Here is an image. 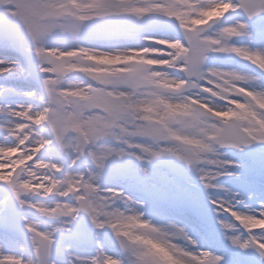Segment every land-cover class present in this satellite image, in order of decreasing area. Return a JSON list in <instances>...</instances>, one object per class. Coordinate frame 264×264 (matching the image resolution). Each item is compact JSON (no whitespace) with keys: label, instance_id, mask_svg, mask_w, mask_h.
<instances>
[{"label":"clouds","instance_id":"1","mask_svg":"<svg viewBox=\"0 0 264 264\" xmlns=\"http://www.w3.org/2000/svg\"><path fill=\"white\" fill-rule=\"evenodd\" d=\"M241 15L252 20L264 7L246 10L243 0H24L23 7L0 0V16L23 29L41 74L39 110L19 106L21 120L6 127L12 142L0 145V182L34 217H22L24 240L18 251H0V264H58V237L80 218L96 250L81 257L67 245L66 264H212L209 253L193 251L198 242L187 225L155 218L147 201L105 176L125 159L174 158L207 192L233 175L227 150L264 144V48L235 42L253 38ZM117 28L130 29L136 43H85L92 30ZM158 30L165 34L153 35ZM213 55L254 70L211 66ZM0 113L11 117L7 105ZM53 147L60 158L48 155ZM138 173L147 177L149 169ZM237 196L209 198L216 222L233 247L254 250L264 262V202L254 208ZM103 235L116 254L105 250Z\"/></svg>","mask_w":264,"mask_h":264},{"label":"bare ground","instance_id":"2","mask_svg":"<svg viewBox=\"0 0 264 264\" xmlns=\"http://www.w3.org/2000/svg\"><path fill=\"white\" fill-rule=\"evenodd\" d=\"M238 18L243 19L242 16H239ZM258 30L259 31L256 30V27H250V31L253 34L251 41L244 38L235 42L250 44L253 48H264V25H258ZM93 31L94 33H91V31L88 33L85 41V43L90 46H130L136 43L135 37L130 29L117 28L107 33H101L98 31L95 32V30ZM164 34L165 32L162 30L155 31L153 33V35L157 36ZM167 34L174 35L171 32H168ZM54 43L59 46L63 44V41L56 40ZM0 61L5 62V64H0V67L7 66L9 64L13 67V71L0 75V84L9 81L8 83L12 85V90L16 92V96L13 99H10L8 104L11 108L18 109L19 106L23 105V98L25 96H29L28 93L31 92L29 86L27 85L28 77L20 68V60L16 55L0 52ZM209 64L211 66L223 68L235 67L243 71L254 70V66L248 65L246 62L240 61L238 58L224 55H213L209 60ZM12 120L13 118L6 114L3 118V125L7 126L8 122ZM3 129L5 132L0 136V145L10 144L12 142V138L7 135L6 128L3 127ZM253 151L255 156L253 158H249L247 163L243 162L241 157H235L232 153L226 151L225 159L233 161L235 165L229 169L233 175L220 178L219 184L221 187L215 190L206 192L200 185L196 174L192 171V175L188 178L191 181L190 184L184 177H182V180L185 183V187L183 188L184 190H195L197 188L204 190V192L200 194L199 199L194 203V212L173 210L169 206V203L165 201V199H162V201L158 203L157 208L161 210L163 215L161 217L156 216L155 218H175L178 222L187 225L190 234L193 235L198 242L193 251H209L216 256L223 257L224 259L221 264H258V260L255 258V255L259 259L260 257L254 250L237 249L234 255L229 251V247L225 243L227 238L219 228L216 222L217 216L213 211V206L209 203L210 197L227 198L229 195L237 193L239 194L237 198L239 199L240 197H243L245 204L250 205L251 207H258L261 202H264V144H253ZM139 167H143V163H138L134 160L128 173H126L123 177L118 178L117 181L111 183V185L132 189L135 186V181L143 178L145 179L144 186H155L156 188L161 189L162 193L165 195H170V184L172 183L170 179L160 178L156 173L157 170H152V167L149 165L148 167L151 169V171H149V175L147 177L141 176L138 173ZM141 188H143L142 185L139 186V189ZM224 189H228L229 192H225ZM128 192L134 194L133 191ZM135 196L139 199L143 198L141 193L137 195L135 194ZM156 201L157 200H151V202L148 203V206H152L153 202ZM239 207L242 208L243 205H240ZM197 215H200L204 219L203 224L196 219ZM67 245L71 246V251L73 253H76L81 257H90L95 253V249L93 248L87 249L83 247H75L70 240H66L64 243H60L59 245L64 259H56L58 264H66L67 253L65 252V246ZM105 248L108 247L105 246ZM14 250L17 251V249Z\"/></svg>","mask_w":264,"mask_h":264},{"label":"rangeland","instance_id":"3","mask_svg":"<svg viewBox=\"0 0 264 264\" xmlns=\"http://www.w3.org/2000/svg\"><path fill=\"white\" fill-rule=\"evenodd\" d=\"M242 16V15H241ZM248 23V22H247ZM249 24V23H248ZM250 27H256L258 30V25H264V23L257 22L255 24H249ZM96 32V30H95ZM91 33H94L92 30ZM121 37V36H120ZM0 52L2 53H11L17 56L20 60V68L24 74L28 77L27 85L30 88L31 93H35L32 96H25L23 98V105L31 104L36 110H39V99L38 95L41 91V74L39 73L36 67V60L32 52L30 51V45L18 26L14 25L9 20L0 21ZM9 81L3 82L0 84V105H7L10 99H13L16 96V92L12 90V85L8 83ZM6 113H0V136L4 133L3 118ZM227 152H230L227 150ZM232 153V152H230ZM235 157H241L243 162L247 163L249 158L255 156L253 151V144L249 145V154L241 155L232 153ZM49 156L60 158V153H58L53 147L49 153ZM134 159H125L123 161L114 162L109 165V171L106 173L105 180L108 185L117 181L118 178L123 177L128 173L129 169L133 165ZM148 165L152 167V170H157L156 173L160 178L170 179L172 182L170 184L171 193L170 195H165L162 193V190L156 188L155 186L146 187L145 179H138L135 181V186L131 188H124L127 191H133L134 195L141 193L143 195L142 200L147 201V204L151 200H157L153 202L152 206H148L149 214L153 216L161 217L163 214L160 209L157 208L159 202L162 199H165L169 203V206L173 210H183L187 212H194V203L199 199V196L203 189L197 188L195 190H184L185 183L182 180L184 177L187 182L190 184L191 181L188 179L192 173L191 171L180 161H177L174 158H166L160 161L149 163H143V167L149 169ZM151 171V169H149ZM181 180V181H179ZM1 183V182H0ZM142 185L143 188L139 189V186ZM6 199V194L0 189V215L2 217L0 224V251L4 253L15 252L14 249L18 251V245L24 240V231L22 228V217L28 216L29 218H34L27 210H19L17 204L13 207L8 208L3 205V201ZM196 219L203 224L204 219L197 215ZM59 244L56 245L53 251V257L58 260L64 259L62 252L60 250L61 241L74 240L71 241L73 246L75 244L80 245L83 248H93L96 250V242L93 239V232L85 218H80L72 228L70 234H61L59 237ZM103 247L107 246L105 250L109 254H116L117 250L112 245L110 237L103 235L101 237ZM225 243L229 247V251L234 255L235 251L238 248L233 247L229 241L226 239ZM6 247V248H5ZM77 247V246H75ZM86 250V249H83ZM61 257V258H60ZM255 258L258 260V264H262V261L255 255Z\"/></svg>","mask_w":264,"mask_h":264},{"label":"snow or ice","instance_id":"4","mask_svg":"<svg viewBox=\"0 0 264 264\" xmlns=\"http://www.w3.org/2000/svg\"><path fill=\"white\" fill-rule=\"evenodd\" d=\"M20 6L23 7L24 6V0H20ZM243 6L245 7L246 10H248L249 8H251V10H255L256 8H259V7H264V5L260 4L259 3V0H251V5L249 4V0H243ZM7 7V10H8V13L9 15H14L15 14V9L17 7L16 4H10V5H7L5 6ZM3 19H7L6 17L4 16H0V20H3ZM13 23V22H12ZM14 25L18 26L17 24L13 23ZM19 27V26H18ZM19 29L23 32V29L21 27H19ZM24 34V33H23ZM36 53H40L42 52L43 50L40 49V48H36L35 49ZM0 64H5L4 61H0ZM13 71V67L11 64L7 65V66H3V67H0V75H3L5 73H9ZM33 95L35 93H32ZM25 111L24 107H19L18 109H13L9 106V115H11V117L16 120V121H20L21 120V115H17V113H21L23 114ZM23 123H26L28 124L29 126H32L31 125V122L28 121V120H23L22 121ZM8 131L14 135V136H18V135H21L20 131L18 128H12V129H8ZM62 133L61 132H58L57 133V137L59 138L60 135ZM231 167L232 166H235L234 165V162L230 165ZM13 191H15V188L13 187ZM215 207V206H213ZM261 243H264V240H261L260 241ZM233 243H236V241H233ZM207 253L210 254V258L212 260V264H221L222 260L224 259L223 257H220V256H216L212 253H210L209 251H205Z\"/></svg>","mask_w":264,"mask_h":264},{"label":"water","instance_id":"5","mask_svg":"<svg viewBox=\"0 0 264 264\" xmlns=\"http://www.w3.org/2000/svg\"><path fill=\"white\" fill-rule=\"evenodd\" d=\"M258 18H259V17L253 18V19L250 20V21L255 22ZM260 19H261V20H264V16L260 17ZM247 149H248V147H246V150H247ZM233 151L238 152V153L240 152V151H237V150H233ZM245 153H247V152H245ZM1 187H2V188H3V189L9 194V196H10L9 204H10V205L13 204V203L15 202V200H14V198H13V195H12V193H11L10 188H9L7 185H5V184H2Z\"/></svg>","mask_w":264,"mask_h":264}]
</instances>
